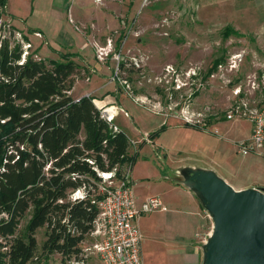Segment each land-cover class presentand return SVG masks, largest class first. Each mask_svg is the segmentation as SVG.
Returning <instances> with one entry per match:
<instances>
[{"label": "rangeland", "instance_id": "1", "mask_svg": "<svg viewBox=\"0 0 264 264\" xmlns=\"http://www.w3.org/2000/svg\"><path fill=\"white\" fill-rule=\"evenodd\" d=\"M2 12L0 24L13 26L17 41L28 38L32 47L23 46L25 56L58 61L70 57L80 63L70 97L89 94L98 101L113 96L106 106L121 108L113 124L129 139L128 158L135 157L132 173L139 184L137 194L150 195L146 199L160 197L167 206V192L179 179L167 182V178L175 177L174 173L178 177L176 170L182 167L214 170L225 179L232 167L237 173L235 184L258 182L264 188V159L239 153V145L249 141L250 123L224 118L233 85H242L249 74L260 76L262 72L264 0H104L103 5L93 0H7ZM108 40L113 53L121 54L119 64L111 55L103 61L97 59L96 48ZM241 49L246 57L231 76L232 85L211 78L217 68L210 72L215 60L220 58L222 63ZM135 57L142 62L134 61ZM167 66L173 71L167 72ZM192 67L199 69L183 80L184 72ZM177 79L188 85L176 84ZM251 98L264 109V86ZM186 114L200 122L186 123L182 118ZM129 166L125 162L120 169ZM201 210L208 216L202 206ZM152 220L160 229L150 233ZM137 226L142 234V264H165L167 255H156L164 249L157 248L150 234L157 233L169 242L175 229L167 226V214L143 215ZM35 238L41 258L45 229H38ZM100 240L94 232L86 235L81 247L87 257L82 264H102L87 250ZM203 244H198L199 264ZM44 264H60V256L53 254Z\"/></svg>", "mask_w": 264, "mask_h": 264}, {"label": "trees", "instance_id": "2", "mask_svg": "<svg viewBox=\"0 0 264 264\" xmlns=\"http://www.w3.org/2000/svg\"><path fill=\"white\" fill-rule=\"evenodd\" d=\"M6 5L0 0V14ZM6 26L0 24L8 33L0 34V264H44L53 254L60 264H80L98 216V173L135 157L128 158L127 135L101 116L93 97L68 95L80 63L23 57L28 38L17 41L16 29Z\"/></svg>", "mask_w": 264, "mask_h": 264}, {"label": "built area", "instance_id": "3", "mask_svg": "<svg viewBox=\"0 0 264 264\" xmlns=\"http://www.w3.org/2000/svg\"><path fill=\"white\" fill-rule=\"evenodd\" d=\"M96 5H103L104 0H93ZM146 3L147 0H144ZM70 16V14H69ZM70 22L71 19L69 20ZM37 37L41 35L35 33ZM26 49L30 44L24 45ZM111 40H108L103 47H97V59L105 60L110 55L119 64L120 52L113 53ZM25 57V55H23ZM246 51L241 49L229 55L222 63L217 65L216 71L211 78L221 81L225 86L232 85L231 76L236 74L244 62ZM139 58V57H138ZM137 62H142L141 58H133ZM138 61V62H139ZM137 65V63H136ZM139 66V65H137ZM199 67L189 68L184 72V76L189 80L196 74ZM167 72L173 71L171 67L166 68ZM261 74H249L242 85L234 84L230 90L233 99L230 100V107L227 109L224 118L232 121L246 120L250 123L251 132L248 142H242L239 145V153L242 156L256 155L264 158V109L254 107L250 104V97L264 86V65L261 66ZM175 72V71H174ZM183 87L188 83L181 82L179 79L175 82ZM177 89H181L176 85ZM244 90V91H243ZM113 109V112L109 110ZM100 110L101 116L114 128L115 118L120 114L121 108L116 106H104ZM182 118L188 124H194L197 120L187 117ZM197 121L196 123H199ZM149 142V138L145 137ZM121 167L116 166L110 172L98 173L101 181L97 185V190L92 198V203L98 209V216L95 221V234L101 236L100 242L92 245L90 251L98 257L102 264H142V235L137 226V220L143 214H149L164 209L162 200L159 197H149L143 200L139 205L137 197L133 190L131 167L121 171ZM74 198H83L81 192H76ZM86 250H83V257L86 258ZM82 264V263H80Z\"/></svg>", "mask_w": 264, "mask_h": 264}, {"label": "water", "instance_id": "4", "mask_svg": "<svg viewBox=\"0 0 264 264\" xmlns=\"http://www.w3.org/2000/svg\"><path fill=\"white\" fill-rule=\"evenodd\" d=\"M178 181L212 221L202 264H264V188L235 190L213 170L182 167Z\"/></svg>", "mask_w": 264, "mask_h": 264}, {"label": "crops", "instance_id": "5", "mask_svg": "<svg viewBox=\"0 0 264 264\" xmlns=\"http://www.w3.org/2000/svg\"><path fill=\"white\" fill-rule=\"evenodd\" d=\"M6 13L11 18L12 15L9 12ZM33 31H34L33 34L39 33L41 35L40 37H37L35 35L37 38L42 39V34L39 31L36 30ZM90 44H92V42ZM91 51L93 52L92 47H91ZM83 96H89V94H85V95L82 94L77 98H72V97L71 98L77 100ZM112 99L113 96L108 95L104 98H101L98 101L93 100V102L98 109H101L102 107L109 105L112 102ZM231 99H233V97L230 95L229 101ZM250 104L254 107H257V105H254L252 98L250 100ZM256 157L264 159L263 157H259V156ZM130 167H131L133 190L137 197V203L139 205L143 200L146 199V197L150 195L141 196L137 194L136 188H139L138 187L139 184H137L136 179H134L133 177L132 165ZM176 171L178 175V170ZM229 171H230L229 172L230 176L227 179H225L223 176H219V177L225 180L226 183H228L235 190L262 187L258 182L256 183L250 182L244 184L236 183L238 184L236 185L235 174L237 173H235V170L232 172V167L230 168ZM174 176L175 177L167 178V182H171L174 180V178H178L176 177L175 173ZM176 182L177 183L175 184L178 185H175L170 189L169 192H167V206L163 202V204L166 207L161 211L153 212L157 214H167V226L173 227L175 229V234L171 235L169 242H167V240L165 239H161L159 236H156L157 233L150 234L151 236H153L151 239L155 242L157 248L160 247V249H164L163 251H161L162 253L157 252L156 255L166 253L167 260L165 264H199V260L201 258L200 257L201 252L199 250L200 248L198 244L200 243L203 244L210 235L212 230V222L210 221V218L207 215H205V213L202 212L201 206L198 200L193 196V194L186 187H182L183 185L179 181L176 180ZM143 215H148V214H143ZM143 215H141L140 218L137 220V225L139 224ZM154 222L155 221L152 220V223L148 227L150 233L156 232L160 229V227H158ZM161 241L165 243L164 246L160 245ZM167 243H169V246H167ZM141 253H142V247H141Z\"/></svg>", "mask_w": 264, "mask_h": 264}, {"label": "bare ground", "instance_id": "6", "mask_svg": "<svg viewBox=\"0 0 264 264\" xmlns=\"http://www.w3.org/2000/svg\"><path fill=\"white\" fill-rule=\"evenodd\" d=\"M109 111H110V112H111V111L113 112V109H112V110L110 109Z\"/></svg>", "mask_w": 264, "mask_h": 264}]
</instances>
